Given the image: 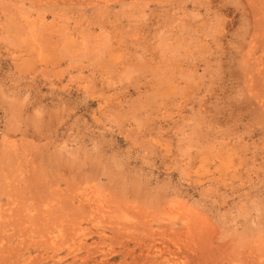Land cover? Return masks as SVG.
<instances>
[{"label": "rangeland", "instance_id": "1", "mask_svg": "<svg viewBox=\"0 0 264 264\" xmlns=\"http://www.w3.org/2000/svg\"><path fill=\"white\" fill-rule=\"evenodd\" d=\"M0 264H264V0H0Z\"/></svg>", "mask_w": 264, "mask_h": 264}, {"label": "bare ground", "instance_id": "2", "mask_svg": "<svg viewBox=\"0 0 264 264\" xmlns=\"http://www.w3.org/2000/svg\"><path fill=\"white\" fill-rule=\"evenodd\" d=\"M30 219L32 218V217H29ZM30 219H29V221H30ZM29 224V223H28Z\"/></svg>", "mask_w": 264, "mask_h": 264}]
</instances>
